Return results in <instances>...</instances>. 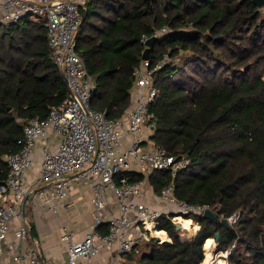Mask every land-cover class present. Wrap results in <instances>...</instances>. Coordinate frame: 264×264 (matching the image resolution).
Here are the masks:
<instances>
[{
  "label": "trees",
  "instance_id": "trees-1",
  "mask_svg": "<svg viewBox=\"0 0 264 264\" xmlns=\"http://www.w3.org/2000/svg\"><path fill=\"white\" fill-rule=\"evenodd\" d=\"M263 6L253 0H87L81 7L76 50L93 78L91 106L108 117L130 105L132 72L145 48L141 35L167 27L148 51L150 67L160 63L153 74L157 97L148 109L150 140L189 158L173 181L176 199L208 205L217 216L185 213L199 228L184 237L171 214L160 215L157 229L170 240L149 239L124 253V264H201L203 244L216 232L228 264H264ZM45 31L43 22L28 17L0 24V183L7 171L3 155L18 149L25 119L46 117L68 94ZM121 175L145 177L134 170ZM147 180L158 194L170 174L153 170ZM233 214L234 224L220 222Z\"/></svg>",
  "mask_w": 264,
  "mask_h": 264
},
{
  "label": "built area",
  "instance_id": "built-area-1",
  "mask_svg": "<svg viewBox=\"0 0 264 264\" xmlns=\"http://www.w3.org/2000/svg\"><path fill=\"white\" fill-rule=\"evenodd\" d=\"M86 1L0 0V24L14 23L28 16L44 23L49 58L61 70L68 88L64 101L50 107L46 117L25 119L22 134L16 140L18 149L3 155L7 171L0 183V258L8 254L18 264H44L37 251L22 249L31 229L22 218L23 201L31 189L24 175L32 164L37 141L51 134L60 139L54 149L47 144L42 147L36 180L40 186L35 189V195L55 211L56 205L64 203L70 195L72 179L89 182L92 189L94 221L84 237L76 241L73 233L62 226L61 238L68 242L66 264H90V259L104 247L111 250L106 264H121L124 253L136 252L140 244L151 238L160 243L170 240L165 230H160L163 235L152 233L151 227L157 228L160 215L171 214L170 219L183 227L178 216L190 212L202 214L209 208L208 205L187 204L174 195V178L189 164L186 155L170 154L161 146H143L153 128L148 109L157 97L153 74L160 63L150 67L148 59H141L134 67L131 102L121 116L108 117L91 106L94 82L76 50L75 40L81 7ZM166 31L167 27L163 26L151 36ZM149 36L142 34L140 41L145 43ZM166 58L164 55L163 61ZM122 170H134L145 176L153 170L167 171L170 183L162 187L155 198L161 206L154 208L141 201L143 181H129L123 175L117 177ZM106 189L115 196L117 212L107 218V231L99 233L96 228L107 203ZM14 217L20 219L15 240L5 246L9 222ZM237 217L233 214L226 219L234 224Z\"/></svg>",
  "mask_w": 264,
  "mask_h": 264
},
{
  "label": "crops",
  "instance_id": "crops-1",
  "mask_svg": "<svg viewBox=\"0 0 264 264\" xmlns=\"http://www.w3.org/2000/svg\"><path fill=\"white\" fill-rule=\"evenodd\" d=\"M28 18L34 21H41L35 20L30 16H28ZM48 132H50V129ZM149 136L150 133H148V140L143 143L146 148L150 147V145H154ZM46 138L47 139L40 138L37 141L34 148L32 164L25 170V182L31 189L28 191L23 201L22 218L31 229L30 235H28L22 243V249H33L37 251L42 257L44 264H66L68 258V242L61 238L63 233L62 226H65L67 230L73 233L74 240L78 241L84 237L94 221L93 206L90 201L92 189L89 182H79L76 179H72V190L70 195L64 203L62 202L56 205L55 211H53L48 205L42 203L41 199L34 193L35 189L40 186L36 180L41 150L44 144H47L50 148L54 149L60 139L56 134H51ZM147 176L142 180L143 193L140 199L154 208H159L161 204L155 199V195L157 194L149 184ZM104 196L107 203L102 210L100 225L96 228L99 233H105L107 231V218L111 215H116L117 212L115 196L113 193L106 189ZM19 220V217H14L9 222L6 239L4 241L5 246H10L15 240V232ZM105 227L106 231L102 232ZM164 232L166 233V231ZM109 257L111 258V250L104 247L98 252V254L90 259V264H106ZM0 264H18V262L14 261L8 254H5L0 258Z\"/></svg>",
  "mask_w": 264,
  "mask_h": 264
},
{
  "label": "water",
  "instance_id": "water-1",
  "mask_svg": "<svg viewBox=\"0 0 264 264\" xmlns=\"http://www.w3.org/2000/svg\"><path fill=\"white\" fill-rule=\"evenodd\" d=\"M253 2L255 4H257L258 6L264 5V0H253ZM156 39L157 38L155 36H149L145 40V48H144V50L142 52V55H141L142 59H147L148 58L149 48L152 47V45L155 43ZM202 216L206 217V218H209V219H211L213 221L217 220V216L215 215V213L210 208H206L203 211ZM220 222L222 224L226 225V226L229 225L227 219H225V218H220ZM180 227L181 226L179 224H176V229H180ZM218 238H219V233L216 232L212 239L214 240V242H217ZM223 256L226 257V255H223ZM121 264H124V263L122 262Z\"/></svg>",
  "mask_w": 264,
  "mask_h": 264
},
{
  "label": "rangeland",
  "instance_id": "rangeland-1",
  "mask_svg": "<svg viewBox=\"0 0 264 264\" xmlns=\"http://www.w3.org/2000/svg\"><path fill=\"white\" fill-rule=\"evenodd\" d=\"M262 12H263V14H264V6H263V8H262ZM263 78H264V75H263ZM143 146H145V144L143 145ZM151 193V192H150ZM151 195H153V194H151ZM156 196V195H155ZM178 214H176V216H177ZM183 216H186V214H184V215H181V217H183ZM193 222H192V224L190 225L191 227H192V230L191 229H184V228H182L181 227V229H179V231H180V235L181 236H184V237H187V236H191V235H194L196 232L194 231V229H195V225H193V224H195L196 222L194 221V220H192ZM203 247H204V249H210L211 250V256H212V259H213V261L215 260V259H217V258H222L225 262H226V264H228V262H227V256H228V251H226V250H221V249H218L217 248V242H214V240L213 239H210L208 242H205L204 244H203ZM223 255H226V257H224ZM205 258V257H204ZM203 262V261H202ZM202 264V263H201ZM213 264H214V262H213Z\"/></svg>",
  "mask_w": 264,
  "mask_h": 264
},
{
  "label": "bare ground",
  "instance_id": "bare-ground-1",
  "mask_svg": "<svg viewBox=\"0 0 264 264\" xmlns=\"http://www.w3.org/2000/svg\"><path fill=\"white\" fill-rule=\"evenodd\" d=\"M177 218L179 219L180 222H182V226H183L182 228H184V229L188 228V229L192 230V227L190 225L192 224L193 221L191 218L181 217V216H178ZM197 224L198 223L193 224V225H195L194 230L197 229V226H198ZM180 229H181V227H180ZM151 230H152L153 234L163 235V233H164V232H162L156 228H153V227H151ZM204 255H205V258H204L202 264H213V262H214V264H226V262L222 258H217L213 261L210 249H204Z\"/></svg>",
  "mask_w": 264,
  "mask_h": 264
}]
</instances>
